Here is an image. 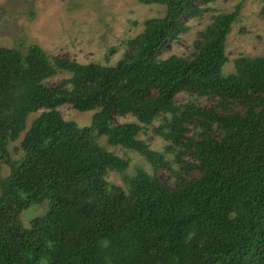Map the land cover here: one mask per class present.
<instances>
[{
	"label": "trees",
	"instance_id": "16d2710c",
	"mask_svg": "<svg viewBox=\"0 0 264 264\" xmlns=\"http://www.w3.org/2000/svg\"><path fill=\"white\" fill-rule=\"evenodd\" d=\"M138 1L165 14L144 22L114 66L0 48V264H264V57L225 73L246 0L213 16L186 56L164 59L189 31L185 18L218 0ZM179 94L191 101L177 104ZM66 105L94 111L91 125L65 120ZM156 121L166 153L140 139ZM102 137L150 172L128 176L129 160ZM33 207L45 211L24 226Z\"/></svg>",
	"mask_w": 264,
	"mask_h": 264
},
{
	"label": "rangeland",
	"instance_id": "374dc122",
	"mask_svg": "<svg viewBox=\"0 0 264 264\" xmlns=\"http://www.w3.org/2000/svg\"><path fill=\"white\" fill-rule=\"evenodd\" d=\"M242 1L218 0L207 6L208 11L201 18H185L189 31L183 33L177 42L166 45L161 58L186 56L199 39L198 33L212 22L213 16L233 12ZM164 14L163 6H147L138 0H0V48L26 53L31 45H39L49 57L74 60L80 64L114 66L127 51L126 42L144 31V22ZM226 54L230 59L225 67L226 74L234 72L235 59L264 57V0H246L242 4L240 16L227 39ZM65 77L58 76L47 82L55 85ZM189 101L191 98L187 94L175 97L177 104ZM199 103L210 108L204 98ZM59 112L65 120L73 121L81 128L91 125L95 113H81L70 105L61 107ZM36 116L31 115L30 122ZM114 120L118 123L135 121L133 117H115ZM158 125L159 121H156L146 135H140V139L152 150L166 153L167 143L154 134ZM99 142L116 156L129 160L128 176L136 175L140 168L150 172V165L136 152L121 147L110 148L104 137ZM166 157L171 158L169 154ZM9 172L5 168L4 176ZM108 180L126 186L118 173L112 172ZM44 211L43 207L27 209L22 215L23 225L29 226L30 221Z\"/></svg>",
	"mask_w": 264,
	"mask_h": 264
}]
</instances>
